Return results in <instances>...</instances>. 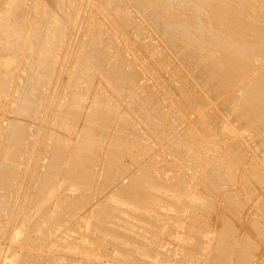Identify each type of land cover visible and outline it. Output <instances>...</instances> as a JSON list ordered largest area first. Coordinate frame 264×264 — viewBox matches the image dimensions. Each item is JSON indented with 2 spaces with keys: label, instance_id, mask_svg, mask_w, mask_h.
Listing matches in <instances>:
<instances>
[{
  "label": "rangeland",
  "instance_id": "rangeland-1",
  "mask_svg": "<svg viewBox=\"0 0 264 264\" xmlns=\"http://www.w3.org/2000/svg\"><path fill=\"white\" fill-rule=\"evenodd\" d=\"M137 1L0 0V264H214L224 225L233 231L226 263L244 254L249 264H264V110L243 89L264 72V42L254 31L264 27L257 25L264 0H223L232 9L246 4L228 16L243 14L235 38L248 35V56L255 51L244 70L229 66L241 56L214 51L219 70H238L229 82L211 76L215 63L198 40L200 24L215 17L205 15L207 2H167L170 15L187 9L181 18L199 27L190 48L161 17L158 0ZM120 66L129 81L107 74ZM53 156H60L58 173ZM78 163L86 179L68 181ZM211 175L221 179L212 183ZM139 191L154 196L141 201ZM117 217L129 222L122 246L107 233L117 230Z\"/></svg>",
  "mask_w": 264,
  "mask_h": 264
},
{
  "label": "bare ground",
  "instance_id": "bare-ground-1",
  "mask_svg": "<svg viewBox=\"0 0 264 264\" xmlns=\"http://www.w3.org/2000/svg\"><path fill=\"white\" fill-rule=\"evenodd\" d=\"M17 1V0H16ZM135 1H137V0H135ZM157 1V0H156ZM159 2H156V3H160V7L158 6V7H156V8H161L162 10H163V12H161L160 13V15H161V17L162 16H164L165 18H168V23L167 24H169V27L171 28V27H173V30H174V32H175V34H177V36H178V34L180 35V37H181V39H184L185 40V42H187L188 44H189V47H190V44H192V42H194V44L193 45H195V43L198 41V40H200L201 42H204V52H206L207 54H205V55H207V59H208V61L210 62V63H215V66H214V68L213 67H211V66H209L208 67V71L209 72H211V76L212 77H214V75H221L222 76V82H229V81H231V80H233L234 78H235V76H234V74L235 73H237V71L238 70H241V69H243L242 67L243 66H245L246 65V67H247V65H249V64H247V62L251 59V58H253V56H252V53L254 54L255 53V51H253V50H251V54L248 56V53L250 52L249 50H250V42H248L247 43V41H248V39H247V41L245 40L246 39V36H247V38H248V35H246L244 38L242 37L243 35H241V37H240V35H238L239 36V38H241V39H237V37L238 36H236V38H235V35H237V34H235L234 32H236V30L235 29H233L234 27H237L236 29H238V28H240L241 26H242V24H240L239 22H237L236 20H237V15H240V14H236V16L234 15L233 17H229L230 15V13H232V12H234L235 11V9L234 8H236V6H239V5H241V4H235L234 3V6H233V9L232 8H230V7H232V6H229V5H231V4H233V3H231L232 1H227V2H229V3H231V4H227V6H229V7H227L226 5H225V2H226V0H225V2L223 3V0H220V2H218V0H216L217 2V4L216 3H214L215 2V0L213 1H211V0H201V1H203L204 3L203 4H205V2H207L208 4H209V8H206V9H204L205 7H203V9H204V11H205V15H207V18H208V14L211 12V14L212 15H214L215 17H213L214 19L213 20H211V21H213L214 23H212L210 20H206V19H204L206 22L205 23H203L204 25H202V24H200L199 22H201L200 21V19H199V21L196 19V17L194 16V14H196L197 13V15H198V11H199V13L201 12V10L199 9L200 8V4H198V3H193V1L191 2L190 0V2L192 3V4H197V5H200V6H198V7H196L197 9V11H195V13L193 14H191V13H189L188 12V16L189 15H193L195 18V20L196 21H198V23L201 25V27L203 28V30H202V28H200L198 31H202V34H203V36H202V38L200 39L199 38V35H198V33L200 34V32H198V33H195V31L199 28H196L195 30H193L192 29V27L193 26H190V24H189V22L187 21V19L185 20V18L183 19V18H181V14H183V12L182 11H186L184 8H183V10H180L179 8H177L179 11H181V12H179L180 14L179 15H177L175 12H177V11H175L174 12V14H176L177 15V17L175 18V16H173V15H170L168 12H171V10L172 9H170V11H167V8H169V5H167V2L169 3V4H171L170 2H169V0L167 1V0H161L162 2H160V0H158ZM186 1H188V0H186ZM185 1V2H186ZM236 1V0H235ZM238 1V0H237ZM138 2V1H137ZM140 2H141V4H143V5H145V7L149 4H151V2H149V1H147V0H140ZM154 2V1H153ZM173 2H176V1H174L173 0ZM178 2H179V0H178ZM177 2V3H178ZM199 3H200V0L198 1ZM210 2H213L214 4H216V5H212L213 7H211V3ZM246 2V1H245ZM16 3V2H15ZM155 3V4H156ZM180 3V2H179ZM182 3V2H181ZM188 3V2H187ZM187 3H185L186 4V6H187ZM237 3V2H236ZM239 3V2H238ZM153 4V3H152ZM184 4V3H183ZM189 4V3H188ZM191 4V5H192ZM202 4V3H201ZM244 4V5H243ZM241 6H243L240 10H243V8L245 7V3H243ZM248 4V3H247ZM159 5V4H158ZM172 5V4H171ZM191 5H188L189 6V8H190V6ZM193 5V6H194ZM207 5V4H206ZM236 5V6H235ZM152 6V5H151ZM150 6V7H151ZM155 6V5H154ZM154 6H152V7H154ZM174 6H176V3H175V5H174V3H173V5L170 7V8H172V7H174ZM186 6H184V7H186ZM187 6V7H188ZM208 6V5H207ZM240 6V7H241ZM149 7V8H150ZM240 7H238V8H240ZM148 8V7H147ZM146 8V9H147ZM188 8V9H189ZM191 8H192V6H191ZM211 8V9H210ZM248 10L249 11H251L250 9H252L251 8V5L250 4H248ZM151 9V8H150ZM175 9H176V7H175ZM195 9V8H194ZM208 9V10H207ZM247 9V8H246ZM245 9V10H246ZM155 10V9H154ZM153 10V11H154ZM189 10H191V9H189ZM192 10H193V8H192ZM147 11H149V10H147ZM152 11V10H151ZM150 11V12H151ZM158 11V10H157ZM238 11H239V9H238ZM249 11H247V13L249 12ZM12 14H13V12L12 11H10ZM172 12H173V10H172ZM171 12V13H172ZM190 12H192V11H190ZM240 12V11H239ZM245 13H246V11H244ZM243 12V13H244ZM187 13V12H186ZM186 13L185 14H183V16L182 17H185L184 15H186ZM235 13H237V11H235L234 12V14ZM253 13H255V12H253ZM258 13V12H257ZM11 14V15H12ZM152 14V13H151ZM150 14V15H151ZM203 14V13H202ZM249 14H252V11L249 13ZM61 15V14H60ZM158 15V14H157ZM157 15L156 14H154V16H156L157 17ZM196 15V16H197ZM200 15V14H199ZM198 15V16H199ZM210 15V14H209ZM212 15H211V17H212ZM229 15V16H228ZM241 15H243V14H241ZM240 15V16H241ZM246 15V14H245ZM256 15V14H255ZM260 15H262L261 13H260ZM13 16V15H12ZM55 16H56V14H55ZM187 16V17H188ZM202 16V15H201ZM250 16H253V15H250ZM159 18H160V16H158ZM203 17H205L204 15H203ZM264 17V16H263ZM15 18V17H14ZM59 18H61V17H59ZM155 18V17H154ZM172 18H175V20H173ZM191 17H189V19H190ZM199 18H201V20L203 21V19H202V17H199ZM210 18V17H209ZM208 18V19H209ZM239 18V17H238ZM253 19L254 18H256V17H252ZM257 18H259V17H257ZM260 18L262 19V23H260V21L261 20H258L259 22H258V24L257 23H255V26L254 27H257L256 26V24L257 25H260V24H263L264 25V18H262L261 16H260ZM9 19H12L11 18V16L9 17ZM188 19V20H189ZM193 19V18H192ZM192 19L191 20H189V21H192ZM243 19H245L244 18V16H243ZM246 19H249L248 17L246 18ZM245 19V21L246 22H244V24H248V22H247V20ZM13 21L15 20V19H12ZM156 20V19H155ZM159 20V19H158ZM241 20H242V16H241ZM254 20H256V19H254ZM253 20V22H255ZM56 21H59V19H57ZM60 21H62V19H60ZM164 21V20H163ZM163 21H162V24H165V23H163ZM251 21V20H250ZM11 22V21H10ZM15 22V21H14ZM160 22V21H159ZM243 22V21H242ZM252 22V21H251ZM251 22H250V24H251ZM194 23V22H193ZM193 23H191V24H193ZM13 24V23H12ZM58 24H60L59 22H58ZM161 24V25H162ZM241 26H240V25ZM250 24H248L247 26H250ZM55 25V24H54ZM195 25V24H194ZM199 25V26H200ZM246 25H245V27H246ZM238 26H240V27H238ZM244 26V25H243ZM262 26V25H261ZM61 27V26H60ZM164 27V26H163ZM168 27V26H167ZM194 27H196V26H194ZM263 27V26H262ZM20 28V27H19ZM244 28V27H243ZM243 28H241V29H243ZM253 28V27H252ZM261 28V27H260ZM264 28V27H263ZM263 28H261L260 30L258 29V30H254V31H256V32H258L259 31V33H261L262 35V37H261V41H262V43L264 42V29ZM165 29H168V28H165ZM250 29H251V27H250ZM254 29V28H253ZM172 30V29H171ZM246 30V29H245ZM245 30H242V31H245ZM54 31H56V30H54ZM238 31H240V29H238L237 30V32ZM250 32H251V30H249ZM248 31V32H249ZM253 31V30H252ZM253 31V32H254ZM167 32V31H166ZM197 32V31H196ZM241 32V31H240ZM248 32H246V33H248ZM252 32V33H253ZM255 32V33H256ZM168 33H170V32H168ZM195 33V34H194ZM243 33V32H242ZM255 33L254 34H251L252 36H254L255 35ZM16 34V33H15ZM201 34V35H202ZM240 34V33H239ZM244 34V33H243ZM249 34V33H248ZM53 35V34H52ZM196 35H198V40H196L197 39V37H196ZM257 35V34H256ZM169 36H170V34H169ZM258 36L260 37V34H258ZM257 37V36H256ZM258 37V38H259ZM16 38V37H15ZM168 38V37H167ZM166 38V39H167ZM173 38V37H172ZM252 38V37H251ZM251 38H249V40L251 39ZM169 39H171L170 37H169ZM177 39H179V38H177ZM17 40V39H16ZM180 40V39H179ZM195 40H196V42H195ZM252 40H254V38L252 39ZM251 40V41H252ZM255 40H256V38H255ZM181 41V40H180ZM257 41H258V39H257ZM256 41V42H257ZM260 41V42H261ZM199 43V42H198ZM196 45H198V44H196ZM196 45H195V47H196ZM256 45V44H255ZM259 45L260 44H258L257 43V47H259ZM263 45V44H262ZM262 45H260V46H262ZM194 47V48H195ZM253 47V48H252ZM251 47V49H254L255 47L254 46H252ZM191 48V47H190ZM193 48V47H192ZM201 48V47H200ZM200 48H198V50H197V53H198V51H199V49ZM92 49V48H91ZM95 49V48H94ZM260 49L261 48H259V52H260ZM96 51L98 50V55H96V57L97 56H99L98 58H100L101 57V55L99 54V48H97V49H95ZM94 50V51H95ZM189 50V49H188ZM194 50V49H193ZM196 50V49H195ZM222 51L223 53H218V54H223V56H224V54H226V55H228V56H230V57H233L234 55L236 56H241V58H238V59H240V60H242V62L240 61V60H238V61H235V59H236V57L235 58H233V59H231V60H233L232 62H229V63H231V65H229V66H234V68L236 67L238 70H236V72L234 71V70H232V72L233 73H229V72H227V71H225L224 70V68L223 67H221V69L223 68V70H219L220 68H218V67H216L217 66V63H219L220 61L219 60H221V59H219L218 60V56H215V55H218V54H215V52L214 51ZM258 49H256V51H257ZM262 50H263V48H262ZM93 51V50H92ZM47 52V51H46ZM91 52V51H90ZM93 53V52H92ZM96 53V52H95ZM95 53L93 54V55H91V56H93L94 57V55H95ZM263 53V52H262ZM97 54V53H96ZM257 54V53H256ZM187 55V54H186ZM198 55H200L199 53H198ZM255 55V54H254ZM263 55H264V53H263ZM263 55H261V56H263ZM90 56V57H91ZM204 56V55H203ZM220 56V55H219ZM228 56H227V58L226 59H228ZM238 56V57H239ZM252 56V57H251ZM257 56V55H256ZM255 56V57H256ZM226 57V56H225ZM254 57V58H255ZM97 58V59H98ZM102 58H103V56H102ZM102 58H100V61H101V59ZM202 58H205V57H202ZM220 58V57H219ZM222 58V57H221ZM225 59V60H226ZM86 60V59H85ZM89 60V59H88ZM87 60V61H88ZM91 60H93L92 58H90V61ZM230 60V59H229ZM252 60V59H251ZM254 60V59H253ZM264 60V59H263ZM103 61V60H102ZM102 61L101 62H99V59H98V63H97V61H96V59H94V61L93 62H96V63H94V64H96V67H97V64L99 65V67H101L100 66V63H102ZM228 61V60H227ZM226 61V62H227ZM257 61H259V60H257ZM92 62V63H93ZM222 62H225V61H222ZM91 62H89V64H87L86 66H90L91 64H90ZM221 63V62H220ZM232 63H233V65H232ZM249 63V62H248ZM254 63H258L259 64V62H254ZM222 64V63H221ZM225 64H227V63H225ZM93 65V64H92ZM91 65V66H92ZM102 65V64H101ZM255 65V64H254ZM257 65V64H256ZM94 66V65H93ZM228 66V65H227ZM115 67V66H114ZM114 67H112V68H110L111 70L109 71V70H107L108 72H107V74L109 73V74H111L112 76H114L115 78H112V80L113 79H116V80H114V81H116V82H127V81H129L130 80V78H132L130 75H128V74H124V73H122L121 71V66L120 67H116V68H114ZM202 67V66H201ZM216 67V68H215ZM225 67H226V65H225ZM252 67V66H251ZM86 68H88V67H86ZM91 68V67H90ZM218 68V69H217ZM228 68V67H227ZM247 68H249V67H247ZM255 68V67H254ZM260 68V67H259ZM258 68V69H259ZM263 69H264V67H262ZM205 69V68H204ZM233 69V68H232ZM84 70H86L85 68H84ZM230 70V69H229ZM244 70V69H243ZM248 70H250V69H248ZM87 72H88V70H86ZM259 71V70H258ZM200 72V71H199ZM244 72V71H243ZM254 72V71H253ZM243 74V73H242ZM247 74V73H246ZM250 74V73H249ZM253 74V73H252ZM260 74H262V75H260ZM208 75V74H207ZM237 75V74H236ZM245 75V74H244ZM110 76V75H109ZM108 76V77H109ZM240 76V75H239ZM246 76V75H245ZM254 76H256V77H254ZM253 76V78H251L252 80L251 81H249V83L247 82V84L245 83V85L243 86L244 88L243 89H245V92H247V94L245 95L246 96V100L248 101H251L252 103H253V101H254V98L255 97H257V99H258V101H259V103H260V105H259V108L261 109V112H262V110H264V94H262V90L264 89V72H263V70H262V72L261 73H258V74H256V75H254ZM87 77H88V75H87ZM238 77V76H237ZM241 77V76H240ZM244 77V76H243ZM82 78V77H81ZM83 78H85V76L83 77ZM82 78V79H83ZM111 79V78H110ZM235 79H237V78H235ZM242 79V78H241ZM240 79V80H241ZM244 79V78H243ZM245 80V79H244ZM84 81H86V80H84ZM87 82V81H86ZM221 82V81H220ZM236 82V81H235ZM239 82V81H238ZM242 82V81H241ZM123 84H125V83H123ZM226 84V83H225ZM233 84V83H232ZM235 84V83H234ZM242 84V83H241ZM224 86V85H223ZM235 86V85H234ZM219 88V87H218ZM230 88V87H229ZM241 88V87H240ZM215 89V88H214ZM224 89V88H223ZM239 89V88H238ZM218 90V89H217ZM220 91V90H219ZM238 92V91H237ZM242 94V93H241ZM244 94V93H243ZM240 95V94H239ZM239 95H238V97H239ZM76 96V95H75ZM80 96V95H79ZM72 97V96H71ZM77 97V96H76ZM237 97V98H238ZM194 98V97H193ZM235 98V97H234ZM78 99V97L76 98V100ZM83 99V98H82ZM192 99V98H191ZM230 99V98H229ZM240 99H238V101H239ZM242 100V99H241ZM72 101V100H71ZM231 101V100H230ZM238 101H236V102H238ZM244 101V100H243ZM246 101V102H247ZM77 102V101H76ZM193 102H194V100H193ZM70 103H72L73 104V102H70ZM226 103V102H225ZM243 103V102H242ZM245 103V102H244ZM249 103V102H248ZM257 103V102H256ZM78 104V103H77ZM192 104V103H191ZM79 105V104H78ZM236 105V104H235ZM241 105V104H240ZM248 105V104H247ZM73 106V105H72ZM82 106V105H81ZM232 106V105H231ZM252 106H255V105H252ZM75 107V106H74ZM233 107V106H232ZM250 107V106H249ZM257 107V106H256ZM239 110V109H238ZM256 110H257V108H256ZM79 111V110H78ZM77 111V112H78ZM259 111V110H258ZM74 112V111H73ZM95 113V112H94ZM260 113V112H259ZM96 114V113H95ZM252 114V113H251ZM243 115V114H242ZM249 114H247V116H248ZM246 116V115H245ZM259 116H261V115H259ZM242 117V116H241ZM250 117V116H249ZM255 117V116H254ZM244 119V118H243ZM253 119V118H252ZM251 120V119H250ZM262 120V119H261ZM261 122H263V121H261ZM255 123V122H254ZM252 126V125H251ZM250 126V127H251ZM253 127V126H252ZM254 128H256V127H254ZM222 129V128H221ZM224 131V130H223ZM258 131V130H257ZM261 132V131H260ZM86 138V137H85ZM87 139V138H86ZM89 140V139H88ZM91 140V139H90ZM89 140V141H90ZM61 141V140H60ZM88 141V142H89ZM92 141V140H91ZM93 142V141H92ZM90 143L91 145L90 146H93L92 144L93 143ZM261 142V141H260ZM68 143V142H67ZM81 143V142H80ZM84 143V145L85 146H87V143L86 142H83ZM88 143V144H89ZM64 144V143H63ZM95 144V143H94ZM61 145V144H60ZM66 145V144H65ZM80 145V144H79ZM84 145L82 144V148H84ZM89 146V145H88ZM81 150V149H80ZM87 150H89V152H91L90 151V148L89 149H87ZM86 151V150H85ZM88 152V153H89ZM55 153V152H54ZM60 154V153H59ZM92 154V153H91ZM92 156V155H91ZM54 157V159L52 160V162H51V164H49V166H51V170L53 171V169H56V172L58 171V169H57V164H58V160H60V156L58 157V156H56V157H58V158H56L55 156H53ZM14 162V161H13ZM12 162V163H13ZM79 162V161H78ZM50 163V162H49ZM63 163V162H62ZM80 163V162H79ZM78 163V165L75 167V166H73V167H75V168H73L74 170H72V171H70L69 172V174H68V172L67 171H69L70 169L69 168H67L68 170L66 171L67 172V174H65V175H67L66 177H67V180L69 181V180H71L72 182H74V183H81L82 181L81 180H83V178H84V180L86 179V174L89 172V171H87V167H86V165H85V167L83 166V164L81 163V164H79ZM87 163V162H86ZM85 163V164H86ZM74 164H75V162H74ZM73 164V165H74ZM48 166V167H49ZM13 167V166H12ZM69 167H71V165L69 166ZM59 168V167H58ZM11 169V166H9L8 167V171L6 172V174H7V176L10 174V172L12 173V171L10 170ZM50 170V171H51ZM149 171V170H148ZM58 173V172H57ZM50 175H49V178H52V177H54V175L56 176V173H55V170H54V172H51V173H49ZM91 174V173H90ZM88 175V174H87ZM144 174H142V176H143ZM7 176H6V178H7ZM47 176H48V174H47ZM109 176V175H108ZM214 179H213V181H212V183L213 182H215V183H217L216 181H219V179H221V178H218L219 177V175H217L216 177L215 176H213V175H211ZM141 177V176H140ZM145 177V176H144ZM152 177V176H151ZM221 177V176H220ZM88 178V177H87ZM209 179H210V177H208ZM207 178V179H208ZM91 179V178H90ZM142 179V178H141ZM140 179V180H141ZM212 179V178H211ZM7 180H8V178H7ZM137 180V179H136ZM3 181V180H2ZM9 181V180H8ZM70 181V182H71ZM112 181V180H111ZM143 181V180H142ZM5 182H6V180H5ZM83 182H86V181H83ZM89 182V181H88ZM139 182V181H138ZM179 182V181H178ZM182 182V181H181ZM83 184V183H82ZM181 184V183H180ZM179 184V185H180ZM183 184V183H182ZM208 184V183H207ZM6 185V184H5ZM8 185V184H7ZM72 185V184H71ZM75 185V184H74ZM209 185H211V183H209ZM214 185H216V184H214ZM139 186V185H138ZM178 188H177V190L179 191V190H181L182 189V187H180V186H178V185H176ZM182 186V185H181ZM217 186V185H216ZM214 187V186H213ZM125 188V187H124ZM123 188V190H121V188H120V190H121V193L122 194H127L128 193V191L129 190H125ZM137 188V187H136ZM211 188H212V185H211ZM215 188H217V187H215ZM127 189H128V187H127ZM175 189H176V187H175ZM185 189V188H184ZM119 190V191H120ZM138 191V190H137ZM143 191V190H142ZM141 191V192H142ZM181 191H183V190H181ZM181 191H179L180 193H182ZM185 191V190H184ZM140 191H139V193H141ZM178 192V193H179ZM138 193V194H139ZM143 193V192H142ZM141 193V194H142ZM185 192H183L182 194H184ZM139 195L138 196V198H139V200H141V199H146V200H148L150 197L151 198H153L152 196H154V195ZM44 195V194H43ZM140 197H141V199H140ZM68 198V197H67ZM136 198V197H135ZM158 198V197H157ZM156 198V199H157ZM228 198V197H227ZM66 199V198H65ZM156 199H155V201H156ZM151 200V199H150ZM158 200V199H157ZM162 200V199H161ZM178 200V199H177ZM67 201V200H66ZM70 201H71V199H70ZM142 201V200H141ZM225 201V200H224ZM229 201V200H228ZM152 202H153V200H152ZM226 202V201H225ZM230 202H231V200H230ZM70 203H72V202H70ZM105 203V202H104ZM201 203V202H200ZM199 203V204H200ZM205 203V202H204ZM65 204H67V203H65ZM198 204V205H199ZM202 205H204L203 204V202L201 203ZM230 204V203H229ZM74 205H75V202H74ZM106 205V204H105ZM104 205V206H105ZM119 205H121V204H119ZM206 205V204H205ZM63 206V205H62ZM66 206V205H65ZM209 206V205H208ZM106 207V208H105ZM104 207V209L105 210H103L104 212L106 211V210H108L109 212L111 211V209H113V206H105ZM116 207V206H115ZM114 207V208H115ZM124 207V206H123ZM204 207V206H203ZM232 207H233V205H232ZM41 208V207H40ZM103 208V207H102ZM206 208H207V206H206ZM238 208V207H237ZM67 209V208H66ZM211 209V208H210ZM235 209V208H234ZM117 210V209H116ZM115 210V211H116ZM70 211V210H69ZM74 211H75V209H74ZM101 211V210H100ZM113 211V210H112ZM114 211V212H115ZM117 213H118V211H117ZM122 213V212H121ZM126 213V212H125ZM127 213H129V214H131V212H128L127 211ZM207 213V212H206ZM234 213V212H233ZM105 215H108V214H105ZM112 215V214H111ZM117 215V214H116ZM120 215V214H119ZM132 215V217H133V215L134 214H131ZM71 216H72V214H71ZM113 216H114V214H113ZM134 216H136V215H134ZM137 217V216H136ZM120 219H121V217H119ZM144 218V217H143ZM117 219H118V217H117ZM120 219H118L119 221H120ZM123 219H124V221H123ZM107 221V220H106ZM123 221V222H122ZM223 221V220H222ZM118 222V221H117ZM115 223V224H117L116 226H117V230H113L112 228V231L111 232H107L108 234H109V237L108 236H106L105 234H104V232L102 233V235H103V237L104 236H106V238L108 237L110 240H112V241H114V242H116L117 244H121V246L122 245H124L125 244V242H126V240H127V238H125V234H124V231L126 230L127 231V229H128V227H129V222H127V220H125V218H122V220L120 221V223L118 222V223ZM150 224H152V223H150ZM88 225V224H87ZM93 225V224H92ZM137 225V224H136ZM136 228V227H135ZM110 229V228H109ZM222 229V228H221ZM107 230V229H106ZM151 230V229H150ZM110 231V230H109ZM125 231V232H126ZM153 231V230H152ZM202 231V230H201ZM122 232V233H121ZM221 232V231H220ZM127 233V232H126ZM145 232H143V234H144ZM199 233H200V231H199ZM202 233H204V232H202ZM129 234V233H128ZM143 236V235H142ZM155 236V235H154ZM201 236V235H200ZM204 236V235H203ZM203 236H201V237H203ZM102 237V238H103ZM233 237V231H232V229L230 228V226L228 227L227 225H224L223 226V229H222V232H221V238L219 237V239L221 240V241H219V245L217 246L218 247V250H217V253H216V255L217 256H215L216 257V261H217V263H216V261H215V263L216 264H228V263H226L227 262V257H226V252H227V247L229 246V244H230V242L232 241L231 240V238ZM155 238V237H154ZM217 238V237H216ZM104 239V238H103ZM218 239V240H219ZM154 240V239H153ZM236 240V239H235ZM148 241V240H147ZM155 241V240H154ZM246 241H247V239H246ZM245 241V242H246ZM140 242V241H139ZM149 243H150V241H148ZM235 242V241H234ZM234 242H232V243H234ZM248 242V241H247ZM154 243H156V242H154ZM154 243H152L153 245H154ZM132 244V243H131ZM148 244V243H147ZM152 245V246H153ZM231 245V244H230ZM138 246V245H137ZM149 246V245H148ZM215 246V245H214ZM249 246V245H248ZM140 248H141V250L144 252L143 253V255L145 254V252L147 251L146 249H144V248H146L145 247V244H143V246H139ZM135 248V247H134ZM152 248V247H151ZM198 248H200V247H198ZM118 249V248H117ZM149 249V248H148ZM240 249V248H239ZM241 250V249H240ZM244 251H246V250H243V252ZM242 252V251H241ZM247 253V252H246ZM228 254V253H227ZM245 255H247V254H245ZM28 256V255H27ZM125 256V255H124ZM229 256H230V254H229ZM128 257V256H127ZM242 259L241 260H238V263H235V264H249L247 261H248V258H247V256H246V258H247V260H246V258H245V256H244V254H242ZM227 258V259H226ZM214 259V258H213ZM231 259V258H230ZM236 259V258H235ZM229 261V260H228ZM233 261V260H232ZM236 261V260H235ZM214 263V264H215ZM233 263V262H232ZM22 264V263H21Z\"/></svg>",
  "mask_w": 264,
  "mask_h": 264
}]
</instances>
